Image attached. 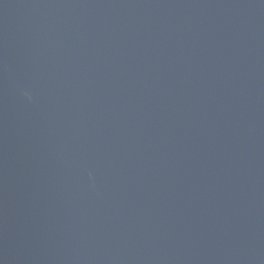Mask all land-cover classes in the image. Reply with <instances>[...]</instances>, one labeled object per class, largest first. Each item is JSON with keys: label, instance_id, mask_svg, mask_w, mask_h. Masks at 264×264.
Listing matches in <instances>:
<instances>
[{"label": "water", "instance_id": "95a60500", "mask_svg": "<svg viewBox=\"0 0 264 264\" xmlns=\"http://www.w3.org/2000/svg\"><path fill=\"white\" fill-rule=\"evenodd\" d=\"M0 264H264V0H0Z\"/></svg>", "mask_w": 264, "mask_h": 264}]
</instances>
